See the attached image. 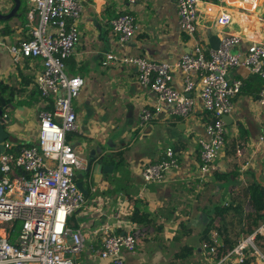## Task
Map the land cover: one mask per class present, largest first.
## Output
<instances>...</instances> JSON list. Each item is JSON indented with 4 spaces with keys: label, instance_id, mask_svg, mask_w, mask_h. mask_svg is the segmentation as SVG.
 <instances>
[{
    "label": "crops",
    "instance_id": "obj_1",
    "mask_svg": "<svg viewBox=\"0 0 264 264\" xmlns=\"http://www.w3.org/2000/svg\"><path fill=\"white\" fill-rule=\"evenodd\" d=\"M82 2L80 42L67 61V71L85 79L80 95L73 101L79 128L68 138L86 162V167L76 174L77 182L86 189V204L68 220V225L80 228L86 238L75 264H112L101 256V240L95 234V229L106 224L114 226L117 233L131 230L140 238L136 250L122 251L124 264H218L216 254L201 239L217 206L228 205L236 198L246 215L253 212L248 203L253 197L251 187L264 188V143L259 142L264 107L258 100L264 79L244 66L230 70L229 78L241 79L244 85L235 98L234 111L226 119L225 146L211 171L202 174L199 140L206 136L210 114L203 109L201 81L196 78V86L190 92L196 100L193 113L176 117L170 104L161 102L149 86L139 81L136 66L123 63L120 58L142 56L171 62L175 65L172 84L182 90L184 73L176 64L197 43L213 48L211 35L221 41L228 34L242 37L237 49H246L251 40L264 42V0L249 9L250 23L235 16L227 26L217 23L218 13L224 9L241 10L242 6L224 0H203L192 36L180 26L176 0H140L136 4L125 0ZM22 3L23 10L18 15L0 19V81L25 89L26 94L16 92L12 105L4 112L12 121L7 124L8 140L23 148L39 142V110L43 104L41 98L34 101L37 98L29 95L36 89V62H15L8 50V45L30 37L29 15L34 13L37 17L29 0ZM14 5V0H0L1 14L9 13ZM123 13L133 14L139 25L138 32L124 42L110 27L111 19ZM109 54L116 59L108 58ZM20 100L33 103L22 104ZM145 108L153 110L154 115L142 123L140 117ZM168 146L175 149L180 166L163 181L145 182L142 168L162 160ZM92 156L101 157L103 163L97 172L87 173V162ZM105 165L112 168L105 169ZM136 210L147 215L148 222L133 221ZM257 242L264 252V235Z\"/></svg>",
    "mask_w": 264,
    "mask_h": 264
},
{
    "label": "built area",
    "instance_id": "obj_2",
    "mask_svg": "<svg viewBox=\"0 0 264 264\" xmlns=\"http://www.w3.org/2000/svg\"><path fill=\"white\" fill-rule=\"evenodd\" d=\"M125 1L136 4L140 0ZM176 1L180 26L192 36L197 30L203 0ZM224 1L231 5L237 3L242 8L221 10L216 21L222 26L231 24L235 16L250 23L249 9L253 10L259 0ZM29 2L37 13V17L34 13L29 15L30 37L8 45V50L15 62L24 59L36 62L34 84L43 106L39 110V142L15 154L12 152L15 145L7 140L5 150L0 153V264H75L86 238L80 228L70 227L68 220L86 204V196L76 179L77 171L84 169L86 162L67 136L79 128L73 101L80 95L85 79L70 74L67 61L80 42L79 20L84 5L82 0ZM110 27L122 42L130 40L139 29L136 17L130 13L112 18ZM241 43L242 37L238 34L224 35L218 48H206L197 43L176 64L184 73L182 90L172 84L175 65L171 62L142 56L120 58L121 62L136 66L139 81L149 86L161 102L170 104L176 117H188L193 113L196 100L190 92L196 86V78L201 81L200 98L203 109L210 114L206 136L199 140L202 174L211 171L225 146V117L234 111L235 98L244 85L241 79L229 78L230 70L244 66L264 79V42L251 40L246 49H237ZM108 58L116 59V56L109 54ZM258 100L264 107V86ZM153 115V110L145 108L140 120L146 123ZM8 116V113L3 114L5 121ZM259 142L264 143V125ZM179 166L175 149L168 146L163 159L146 164L141 175L147 183L160 182ZM95 234L101 240V256L110 259L112 264H124L122 251H134L140 242L139 236L131 230L120 234L110 224L95 229ZM258 235H264V223L254 232L243 234L218 264L228 261L264 264ZM205 247L216 253L215 247L207 243Z\"/></svg>",
    "mask_w": 264,
    "mask_h": 264
},
{
    "label": "trees",
    "instance_id": "obj_3",
    "mask_svg": "<svg viewBox=\"0 0 264 264\" xmlns=\"http://www.w3.org/2000/svg\"><path fill=\"white\" fill-rule=\"evenodd\" d=\"M22 10L23 3L19 11L22 12ZM36 89L31 90L29 94L32 95V97L37 98L34 101H38L39 98H41L38 89ZM16 92L19 94H26L25 89H16L0 81V107L4 112L12 105ZM19 102L22 104H32L33 100H30L29 102L20 100ZM68 138L69 134L67 140ZM21 148L20 145L14 146L12 152L18 154ZM250 190L253 197L248 203L249 206L252 207L253 212L244 215L243 206L236 200V198H233L228 205L220 204L217 206L214 214L211 216L201 234V239L205 243L211 247H215L217 259H220L227 254L238 243L242 234L252 233L257 227L264 223V188L260 185H254ZM132 220L146 223L148 222V216L140 214L136 210L132 215ZM237 226H239L238 230H236ZM216 237L219 239V242L216 241ZM257 238L260 239L261 235H258Z\"/></svg>",
    "mask_w": 264,
    "mask_h": 264
},
{
    "label": "water",
    "instance_id": "obj_4",
    "mask_svg": "<svg viewBox=\"0 0 264 264\" xmlns=\"http://www.w3.org/2000/svg\"><path fill=\"white\" fill-rule=\"evenodd\" d=\"M14 2H15V5L9 13L1 14V12H0V19L1 20H6V19H9V18L19 14L18 11L21 7L22 0H14ZM210 41H211V45L213 48L219 47L220 39L217 35H211ZM3 114H4V111L0 107V153L5 150V142L10 138V134L7 130V124L12 123L10 116H8L7 121H5V119L3 118ZM227 118H228V116L225 117V119H227ZM97 151L100 152L101 151L100 148ZM92 153L95 155L96 151H93ZM102 163H103V160L101 159V157H98V158L96 156L90 157L88 162H87V168H86L87 173H90L91 170L93 172H97V167L102 166ZM108 167L112 168L111 165H109V166L105 165V169ZM77 184H78V187L83 192L86 193V189H85L83 183L77 182Z\"/></svg>",
    "mask_w": 264,
    "mask_h": 264
},
{
    "label": "rangeland",
    "instance_id": "obj_5",
    "mask_svg": "<svg viewBox=\"0 0 264 264\" xmlns=\"http://www.w3.org/2000/svg\"><path fill=\"white\" fill-rule=\"evenodd\" d=\"M223 203H224V202H223ZM236 229L238 230V229H239V226H237V227H236ZM258 245H259V243H258ZM262 253L264 254V252H263V251H262Z\"/></svg>",
    "mask_w": 264,
    "mask_h": 264
}]
</instances>
